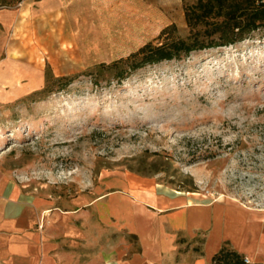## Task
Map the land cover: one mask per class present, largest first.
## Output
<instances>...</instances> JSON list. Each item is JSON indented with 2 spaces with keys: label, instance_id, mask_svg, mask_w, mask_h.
I'll return each instance as SVG.
<instances>
[{
  "label": "rangeland",
  "instance_id": "obj_1",
  "mask_svg": "<svg viewBox=\"0 0 264 264\" xmlns=\"http://www.w3.org/2000/svg\"><path fill=\"white\" fill-rule=\"evenodd\" d=\"M34 1L0 0V9ZM192 2L134 10L65 0L68 17H26L13 35L8 53L30 62L33 84L0 93V163L46 224H114L100 214L102 196L125 177L264 208V28L122 78L112 65L148 42L191 41L183 4ZM112 239L137 248L120 231Z\"/></svg>",
  "mask_w": 264,
  "mask_h": 264
},
{
  "label": "crops",
  "instance_id": "obj_2",
  "mask_svg": "<svg viewBox=\"0 0 264 264\" xmlns=\"http://www.w3.org/2000/svg\"><path fill=\"white\" fill-rule=\"evenodd\" d=\"M107 1L87 0L91 5ZM111 1H123L134 10H157L181 0ZM34 2L0 9V93L13 89L17 96L24 85L33 84L30 62L8 53L17 45L10 40L24 19L57 24L68 17L65 0ZM198 195L151 178L125 177L116 193L102 196L100 214L114 224L81 226L60 216L55 222L61 223L46 224L45 210L0 163V264H213L212 256L225 243L249 263L264 264V208ZM113 231L134 237L137 248L130 253L125 246L113 248Z\"/></svg>",
  "mask_w": 264,
  "mask_h": 264
},
{
  "label": "trees",
  "instance_id": "obj_3",
  "mask_svg": "<svg viewBox=\"0 0 264 264\" xmlns=\"http://www.w3.org/2000/svg\"><path fill=\"white\" fill-rule=\"evenodd\" d=\"M183 16L187 27L194 32L191 41L177 38L157 45L145 43L126 58L112 63L118 69L119 77L147 64L243 41L251 32L264 28V0H193L191 4H183ZM165 30L163 28L160 35ZM121 64L125 68H120ZM211 261L213 264H258L246 262L244 255L226 243Z\"/></svg>",
  "mask_w": 264,
  "mask_h": 264
},
{
  "label": "built area",
  "instance_id": "obj_4",
  "mask_svg": "<svg viewBox=\"0 0 264 264\" xmlns=\"http://www.w3.org/2000/svg\"><path fill=\"white\" fill-rule=\"evenodd\" d=\"M245 261H246V262H249V260H248L246 257H245Z\"/></svg>",
  "mask_w": 264,
  "mask_h": 264
}]
</instances>
